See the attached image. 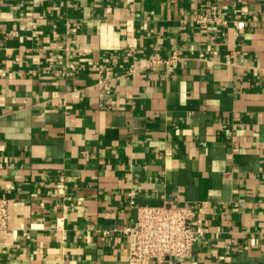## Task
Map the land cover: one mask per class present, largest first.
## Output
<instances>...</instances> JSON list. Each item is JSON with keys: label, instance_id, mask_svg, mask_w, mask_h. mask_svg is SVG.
<instances>
[{"label": "crops", "instance_id": "1", "mask_svg": "<svg viewBox=\"0 0 264 264\" xmlns=\"http://www.w3.org/2000/svg\"><path fill=\"white\" fill-rule=\"evenodd\" d=\"M0 195V264H129L169 202L205 233L150 264H264V0H0Z\"/></svg>", "mask_w": 264, "mask_h": 264}, {"label": "built area", "instance_id": "2", "mask_svg": "<svg viewBox=\"0 0 264 264\" xmlns=\"http://www.w3.org/2000/svg\"><path fill=\"white\" fill-rule=\"evenodd\" d=\"M198 25H226L227 21L218 14L217 7L200 15ZM237 30L245 28L244 21L235 23ZM178 60L175 53L167 63ZM161 60L155 59L151 64ZM108 81L101 77L99 86L106 87ZM9 230V202L0 195V239ZM130 240L127 256L129 264L163 263L170 258L184 260L190 257L194 244L204 235L202 222L196 218L192 208L169 202L158 206H140L132 226L122 230Z\"/></svg>", "mask_w": 264, "mask_h": 264}]
</instances>
